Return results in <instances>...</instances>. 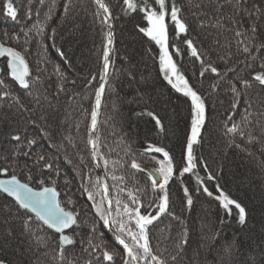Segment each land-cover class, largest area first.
Segmentation results:
<instances>
[{"label": "snow or ice", "instance_id": "snow-or-ice-1", "mask_svg": "<svg viewBox=\"0 0 264 264\" xmlns=\"http://www.w3.org/2000/svg\"><path fill=\"white\" fill-rule=\"evenodd\" d=\"M36 2L41 7L45 5V0ZM17 3L18 0H0V19L19 23L20 8ZM92 3L95 6L93 21L99 23L102 36L99 83L94 89L86 140L92 159L102 160L107 174L109 160L101 154L97 129L102 99L106 86H109V70L115 64L112 59L115 52V22L139 19L143 23L135 24V31L159 49L158 74L188 104L190 130L181 166L177 170L174 158L168 151L149 143L141 155L155 161L157 167L154 172L159 179L151 173L148 176L153 199L147 202V206L131 190L126 192V201L119 198V194L112 197L109 184L99 177L93 179L90 175L86 178L87 183L81 184L86 201L91 202L87 207H79L78 200L67 193V199L62 201L58 181L63 179L65 186L71 181L67 176L62 177L55 156L49 154L51 149L58 148L55 133L41 125L38 135L28 134L29 128L36 127L38 121L49 122L55 114L49 111L54 110L55 105L48 96L43 97L47 108L40 96H33V89L44 84L41 75L44 69L33 74L25 55L9 46L11 41L19 42L21 33L28 37L35 29L37 35L42 36L45 29L34 24L27 31L21 28L15 34L6 30L0 36L3 41L0 43V57L5 58V68L0 70L3 72L0 77V110H4L7 105L4 116L13 119L14 124H10V130L6 133L7 147L0 149V176L8 177L0 179V247L9 245L15 239V226L18 224L20 233L33 240L35 247L45 249V255L48 254L50 244H54L51 248L54 253L53 264H81V261L83 264H182V257L187 253L189 244L186 226L181 230L178 240L174 241L171 253L167 248L160 251L159 244L153 245L152 242V229L162 217L169 216L184 225L183 217L172 211L173 202L168 186L174 176H195L196 188L192 191L182 181L181 203L185 210H191L195 194L196 197L204 196L214 201L226 217L235 211L236 222L241 227L247 225L249 213L240 199L221 186L223 166L218 170L220 174H214L207 162H204L206 176L202 177L196 172L200 161L195 155L194 146L201 143L202 132L208 121V102L204 93L190 82L174 57L187 55L194 65L198 63V82L210 79L209 95L221 90L229 94L228 110L233 116L248 99L239 123L233 120V116H228L230 123L223 128V135L227 138L225 143L227 147L241 149L249 156L254 155L249 146L260 145V151L264 152V111H256L251 98L257 89L264 93V0H117L116 6L109 0H92ZM26 4L25 14L30 20L33 0H26ZM53 7L48 9V19H51ZM62 7L67 16L72 0H68ZM35 14L39 17V9H36ZM224 32L232 33L236 50L244 57L243 60L231 52L233 40H227L226 43L221 41L220 36ZM201 33L204 34L203 38ZM55 35L56 29L53 28L52 38ZM209 36L213 37L212 41H207ZM42 46L45 45L42 43ZM57 52L67 59L62 48H58ZM233 59H236L237 65L228 66ZM122 60L131 64L130 57ZM218 61L223 62L224 66L221 67ZM239 64L244 65L246 75L240 74ZM55 71L60 78L54 96L58 98L59 92H66L69 81L59 68ZM127 76L130 81L136 79V73L131 68ZM96 80L97 76H91L87 86L90 87L91 82ZM70 83L75 85L76 81ZM112 90L115 91V87ZM24 96L31 99L25 102ZM148 99L151 100V97ZM138 115L148 117L159 131H164L163 118L158 112L146 109ZM257 129L259 135L256 134ZM45 140L48 141L46 149L40 147ZM152 153L161 154L162 159H156L150 155ZM20 157L26 158L23 165ZM130 166L138 171L146 170L136 159H132ZM96 167H100V164L97 163ZM261 167L264 168V162ZM18 168L23 180L16 174ZM111 179L124 180L116 175H112ZM81 180H85L84 175H81ZM208 182H214V190L210 189ZM119 191L125 192V189ZM105 229L112 232L114 243L106 238ZM77 247L79 255H76ZM260 251L261 259L253 257L252 264H264V248ZM0 264L10 262L0 258Z\"/></svg>", "mask_w": 264, "mask_h": 264}, {"label": "trees", "instance_id": "trees-1", "mask_svg": "<svg viewBox=\"0 0 264 264\" xmlns=\"http://www.w3.org/2000/svg\"><path fill=\"white\" fill-rule=\"evenodd\" d=\"M67 2L68 0H45V5L41 7L33 0V14L29 20L25 14L26 0H18L19 23L0 19V36L6 30L10 34L19 33L21 28L27 31L34 24L44 27L42 36L37 35L33 29L28 37L21 33L19 42L11 41L9 45L25 55L33 74L39 69H44L41 73L44 84L38 89H33V96H40L45 108L47 102L43 100L44 96H48L55 105L54 110L49 109L55 113L50 121H38L36 127L29 128L28 134L38 135L41 125L55 133L58 148L51 149L49 154L55 156L62 177L67 176L71 181L68 186L64 185L63 179L58 181L61 199L66 200L67 193L78 200L79 207H87L91 202L86 201L81 184L87 183L86 178L89 175L93 179L97 178L87 151L86 140L90 110L94 103V89L99 82L102 36L99 23L93 21L92 12L95 6L91 0H72V7L65 16L62 6ZM109 2L113 6L117 4V0ZM49 7H53L51 19L47 18ZM36 9H39V17L35 14ZM137 23L143 22L139 19L115 22V52L112 56L115 64L110 68V81L102 100L97 134L100 137L101 154L109 160L107 174L103 161L100 162L110 186L111 196L117 197L119 194V198L126 201V192L131 190L139 195L147 206V202L153 199L148 176L151 173L157 176V179L159 177L154 172V168L157 167L155 161L142 156L141 153L149 143L163 147L174 158L179 170L186 137L190 130V116L185 98L171 89L163 80V76L158 74L159 49L153 42L135 31L134 25ZM53 28L56 29L54 38ZM169 31L171 33V29ZM213 32L215 35V30ZM201 37H204L203 33ZM220 39L225 43L227 40H233L232 33L224 32ZM212 40V36L207 37V41ZM2 42L0 40V43ZM42 43L45 46H42ZM58 48H62L67 59L59 56ZM231 52L240 60L244 59L237 52L234 40ZM125 57L131 58V64L122 60ZM174 58L179 61L190 82L204 93L208 102V121L202 132L201 143L194 146L195 155L200 161L196 172L202 177L206 176L203 170L204 162H207L214 174H220L218 170L223 166L220 184L246 205L249 219L247 225L241 227L236 222L235 211L226 217L224 211L218 209L214 201L204 196L196 197L195 194L191 210H185L181 203L182 181L192 191L196 188L195 176L185 174L180 178L177 175L173 177L168 187L173 202L172 211L183 217L184 225L169 216L162 217L152 229L153 245L158 243L160 251L167 248L171 253L174 241L178 240L181 230L186 226L189 231V244L187 253L182 257V264H252L253 257L261 259L260 250L264 248V168L261 167L264 152L260 151V145L249 146L254 154L252 156L241 149L226 146L227 138L223 135V128L225 124L230 123L228 116H233L228 110L230 95L223 90L209 95L210 79L198 82L199 64L194 65L187 55ZM218 63L221 67L224 66L223 62ZM236 65L237 61L233 59L228 66ZM2 68L4 69L5 65H2ZM56 68H59L69 81L66 92H59L58 98H54L57 94L56 85L60 80ZM129 68L136 73L135 80L128 79ZM239 68L241 75L247 74L243 64H239ZM93 75L97 76V80L91 82L89 87L87 84ZM72 80L76 81L75 85L70 83ZM113 87L115 91L112 90ZM251 98L255 110L264 111V93L257 89L251 94ZM24 99L27 102L31 98L24 96ZM248 102V99H245L244 105L236 110L233 116L236 123L240 122L241 114ZM146 109L158 112L163 118V132L159 131L148 117L138 115ZM6 110L7 105L4 110H0V149L7 147L6 133L10 130V124H14L13 119L4 116ZM12 111L15 112L14 109ZM256 134L259 135V129L256 130ZM47 143V140L41 142L40 147L46 149ZM150 155L162 159L159 153ZM25 159L20 157L21 165ZM132 159H136L146 170L132 169L130 166ZM114 161L118 163H112ZM16 174L24 179L19 168ZM81 175L85 176V180H81ZM112 175L123 177V182L112 180ZM208 185L214 190V182H208ZM88 186L91 187L90 184ZM121 188H124L125 192H120ZM15 227L16 237L9 245L0 247V258L9 261L10 264H53L54 253L51 248L54 244H50L48 254L45 255V249L35 247L33 240L20 233L19 225ZM104 231L106 238L114 243L106 229ZM79 254L77 247L76 255Z\"/></svg>", "mask_w": 264, "mask_h": 264}, {"label": "water", "instance_id": "water-1", "mask_svg": "<svg viewBox=\"0 0 264 264\" xmlns=\"http://www.w3.org/2000/svg\"><path fill=\"white\" fill-rule=\"evenodd\" d=\"M91 1H92V0H91ZM4 60H5V58L0 57V62H1V61H4ZM0 70H1V69H0ZM109 71H110V70H109ZM1 75H2V71H0V77H1ZM98 83H99V82H98ZM102 100H103V99H102ZM101 108H102V105H101ZM100 113H101V109H100ZM100 113H99V115H98V123H99ZM87 151H88V154H89V157H90V160H91L92 166H93V168H94V171H95L97 177H99L101 180H103V181H105V182L108 183L107 178H106V175H105V172H104L103 167H102V165H101V162L92 159V157H91V155H90V150H89L88 147H87ZM97 163L100 164V167H96ZM5 178H7V177H1L0 179H5ZM110 194H111V192H110ZM106 231H107L108 235L110 236V238L114 241V236H113L112 232L109 231V230H107V229H106ZM114 242H115V241H114Z\"/></svg>", "mask_w": 264, "mask_h": 264}, {"label": "bare ground", "instance_id": "bare-ground-1", "mask_svg": "<svg viewBox=\"0 0 264 264\" xmlns=\"http://www.w3.org/2000/svg\"><path fill=\"white\" fill-rule=\"evenodd\" d=\"M2 65H5V60L0 62V69L1 70H3ZM2 75H3V72H2ZM2 75H1V77H2Z\"/></svg>", "mask_w": 264, "mask_h": 264}]
</instances>
